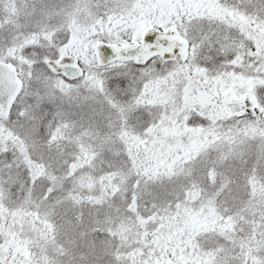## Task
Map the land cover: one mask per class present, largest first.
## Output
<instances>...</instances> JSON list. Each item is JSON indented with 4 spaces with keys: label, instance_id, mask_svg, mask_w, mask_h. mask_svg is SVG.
I'll use <instances>...</instances> for the list:
<instances>
[{
    "label": "snow or ice",
    "instance_id": "6c2138e0",
    "mask_svg": "<svg viewBox=\"0 0 264 264\" xmlns=\"http://www.w3.org/2000/svg\"><path fill=\"white\" fill-rule=\"evenodd\" d=\"M0 264H264V0H0Z\"/></svg>",
    "mask_w": 264,
    "mask_h": 264
}]
</instances>
